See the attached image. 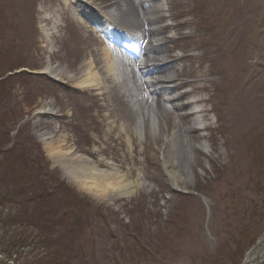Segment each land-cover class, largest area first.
Returning a JSON list of instances; mask_svg holds the SVG:
<instances>
[{
  "label": "rangeland",
  "instance_id": "rangeland-1",
  "mask_svg": "<svg viewBox=\"0 0 264 264\" xmlns=\"http://www.w3.org/2000/svg\"><path fill=\"white\" fill-rule=\"evenodd\" d=\"M10 1L0 0L3 14V20L0 18V49H2L1 42L6 43L8 41V46L15 43L14 46L6 47V51L14 48H12L13 51L10 50L13 53V63L24 67H43L40 59L41 57L43 60L46 59L47 55L43 57L41 49L37 47L39 39L35 25L40 26L41 19L50 17L49 12H56V10H53L49 5L43 6L44 13L34 18L28 5L24 6L22 12V8L17 4L10 7ZM238 1L241 10L245 12L243 15L238 14L235 17L232 16L233 0L209 1V9L214 15V25L223 22L222 27L216 28L212 36L226 30H235V34L238 33V29L247 30L249 22L254 19L243 18L248 12L250 13L253 7L262 13L264 0H245V5H242L241 0ZM177 4L172 2L173 12L178 11ZM193 12L194 19L198 20L199 11L194 8ZM54 22H58L57 15L55 20H52L51 23H45L46 26H43L49 30ZM262 29L264 30V27ZM61 34L63 37L52 40V43L53 41L57 42L54 48L57 50V54L53 59H50L56 63V66L58 65L54 69L57 80L48 82L49 87L46 86L45 88L39 85L38 80L41 78L38 79L37 76H34L29 81L21 83L19 87H16V83L13 86L14 92L11 93L13 99L9 100L7 108L16 113V121L12 120L2 125L0 120V150L1 145L10 140L15 143L14 153L4 158L0 172L6 164L13 160V157L20 156L19 152L22 149L30 147L26 143V139H29L31 144H37L42 154L40 156L38 148L34 145L35 147L29 150L32 158L28 161H34L35 166L37 165L36 160H39L44 166L52 162L49 158L48 147L39 142L42 138L41 135L45 133L47 140L51 139L55 144H58L57 139L62 133L54 132L50 124L35 128L36 119H33L34 113L40 109L36 106L43 102L41 90L45 88L46 96L56 101L55 106L52 107L53 112L57 111L56 113L61 115L72 114L73 123L76 124L73 128L82 130L86 134L85 141L81 136L74 140L69 137L66 142L64 141L63 154L59 156V163L56 164L57 166L49 163L48 173H56L60 182L72 188V193L62 191L59 194L62 202L64 204L70 203L72 202L71 197H74L79 203L74 208V212L77 208H82V214L87 216L82 221L84 224L92 226L93 229L92 250L88 252L93 253V263L137 264L138 261V264H224L223 260L226 261L229 258L232 264H239L237 253L246 250L251 243L248 244L246 238L252 241L262 235L264 229V205L263 209H255L252 212V217L245 215L246 219L251 221V224H247L239 207V196L240 201L244 203L247 202L245 199L247 195L243 192L242 195L239 194L238 196L237 193L238 190L249 184L258 185L259 183L264 187V124L262 125L255 119L264 114V105L258 107L257 101L262 95V91L253 92L251 96L244 98L241 102H231L230 105L233 110L226 112V114L222 112L218 116L217 125L220 135L214 136L211 140L220 139V144L211 146L214 150L202 155L197 152V145L195 146L192 163L193 174H190L189 178L185 175L179 177L181 182L178 185L185 191L186 199L178 198L176 200V193L180 188H174L167 184L165 177L160 172L161 163L156 159L153 160V165L157 172L153 166H150L151 169L149 170H153L150 176L158 182L162 175L166 188H164L165 184L163 183L157 185L153 182L157 188L152 186L149 190L140 189L132 193L130 197L125 194L117 195L115 191L110 193L111 189L106 188V192L101 194L100 190L97 189L98 186H96L99 183L96 178L90 179L83 176L76 178L69 170V165L72 164L74 168L78 167V169L87 168L85 166L88 164L83 154H90L91 150L86 148L95 145V140L101 135L106 136V138L99 140V143H102L103 140L110 143L114 139L113 134L110 133L111 121L117 128L118 123L127 120V118L123 111L124 108L117 105L116 93L112 89L113 81L109 76L104 75L103 66L96 61L100 57L96 42L91 38L81 40L72 31L62 30ZM259 40L264 42L263 33L259 36ZM88 59H93L97 68L100 67V71H98L100 93H107V103L102 105L89 104L86 110L83 105L70 101L72 99L71 81L66 78V73L68 75L69 72H73L78 64L83 69L81 72H85ZM245 59L246 54L243 51L234 54L232 57L229 71L233 74V85L238 83L239 76L237 73L244 69ZM64 65L66 66V73L63 70L60 71V68H65ZM56 71L59 72L55 73ZM222 105L229 107L227 101H224ZM79 113H83L82 118L78 116ZM104 113H108L109 118L103 117ZM92 115L93 117L90 118ZM58 118L61 119V117ZM249 119L250 121H247ZM107 120L110 121L109 124L106 123ZM12 122L15 123L10 127H15L9 133L7 126ZM128 123L132 126H138L134 123V119L128 120ZM41 124L43 125L42 122ZM3 131L9 133L8 136H3ZM152 146L151 143H148L144 146V150L149 151ZM49 148L52 149V147ZM68 148L73 151V155H70ZM1 152L3 153V150ZM65 153H68L70 160H63L62 157ZM56 154L58 153L56 152ZM158 156L159 151L157 152ZM0 158L2 159L1 155ZM248 165L252 166L249 170H247ZM27 170H31L33 175L34 168L30 164H27ZM102 172V170H98L94 174ZM199 180L204 185L212 184V187H198ZM195 183L197 184L195 185ZM161 190H165V192L161 194ZM3 192L4 190H0V197ZM263 194L260 197L256 192L251 194L253 204L257 207L260 205L259 201L264 203ZM192 200L195 205L191 203ZM158 201H160L159 206L162 207L161 212L164 205L170 210L171 216L166 229L160 234L155 232L152 235L148 223H143V217H146L148 210L154 212L153 204L156 206ZM58 203L56 200L55 204L58 205ZM140 203L141 205L138 206ZM35 205L36 201L31 207L35 208ZM51 208L55 209L56 207L52 206ZM164 213L165 209L162 214L164 215ZM54 220L55 218H51V221ZM209 253H212L210 258ZM73 254L64 253L63 257ZM187 255L190 258L181 261ZM209 259L212 260L211 263Z\"/></svg>",
  "mask_w": 264,
  "mask_h": 264
},
{
  "label": "bare ground",
  "instance_id": "bare-ground-1",
  "mask_svg": "<svg viewBox=\"0 0 264 264\" xmlns=\"http://www.w3.org/2000/svg\"><path fill=\"white\" fill-rule=\"evenodd\" d=\"M114 5L116 6V9H118L117 4L115 3ZM129 8H131V5H129ZM86 18L89 21H91L92 23H95L97 26L102 27V25L98 22L97 16L95 14H93L92 12L87 13ZM103 28L108 30V32H109V27L107 25L104 26ZM102 53H103L102 54L103 55V60L107 64L104 67L105 71L108 74H112V65H113L112 52L109 49L105 48V50L104 49L102 50ZM93 69H94L93 65L88 67V69L86 71V74L83 75V78L78 83V85H81V86L82 85H84V86H95L94 83L98 80L99 76H98L97 72L93 71ZM63 140L64 139L57 140V141L59 143V142H61ZM50 142L51 143H55L54 141H50ZM168 146H170V147H169V149L167 151V159H166L164 165L168 166V168L171 169L170 176H172V178H175L176 176H178V173H176V172H179V170L183 174H186L185 168L182 167L180 169L177 166V164H176L177 161H178V160H176V156L178 155V152L176 151L175 146H178V141H177V138L174 139V135L172 136V141H170V144ZM57 149L58 150L56 152L58 154H56V155H58L57 157L60 160L59 156L63 154L62 148L59 145L57 147ZM170 151H172L173 153L168 156V153ZM62 158H63L64 161L70 160V158L68 156V153H65L64 157H62ZM170 166H173V168H170ZM85 167H87V168L78 169V167L74 168V166L72 164H70L69 165V170L72 172L73 175H75L76 178H80L79 176L89 177L90 179L96 178L97 181L99 182L96 186L99 187V188L97 187V189L100 190L101 194H104L106 192V190H105V188H106V189H111L110 193L115 191V193L117 195L126 194V195L129 196L136 189V185H137L136 183L133 184L131 182H128V181H126V179H124L122 177L120 179H118L116 177L113 178V176L111 174L105 173V172H102L100 174H94L96 172L94 167L88 166V165H86ZM89 167H91V168H89ZM109 175H111L110 178H109ZM78 183L81 184V182H78ZM189 258H190V256L188 257V255H187V256L183 257L181 261H184V260L189 259ZM197 258H198V256H197ZM209 262L211 263L212 260L209 259ZM199 263H200V259H199ZM137 264H138V261H137Z\"/></svg>",
  "mask_w": 264,
  "mask_h": 264
}]
</instances>
